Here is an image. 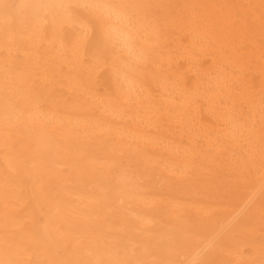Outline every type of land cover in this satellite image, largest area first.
Segmentation results:
<instances>
[{"label":"bare ground","instance_id":"obj_1","mask_svg":"<svg viewBox=\"0 0 264 264\" xmlns=\"http://www.w3.org/2000/svg\"><path fill=\"white\" fill-rule=\"evenodd\" d=\"M0 264H264V0H0Z\"/></svg>","mask_w":264,"mask_h":264}]
</instances>
